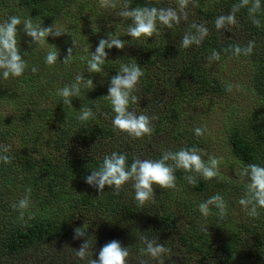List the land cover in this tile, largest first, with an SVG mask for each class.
<instances>
[{"label":"trees","instance_id":"1","mask_svg":"<svg viewBox=\"0 0 264 264\" xmlns=\"http://www.w3.org/2000/svg\"><path fill=\"white\" fill-rule=\"evenodd\" d=\"M84 1L88 3L89 0ZM80 2L0 0V23L12 16L19 17L22 22L30 19L34 25L42 27H51L53 23L70 16L75 22L87 23L83 14L75 16L69 12L71 7L84 5ZM119 2L130 8L146 6L159 9L179 5V0ZM240 3L241 0H189L188 6L183 9L189 14L186 20L173 23L171 27L161 23L157 26V33L150 38L121 35L119 39L125 41L126 51L109 53L100 73L89 71V59L79 66L63 63V47H71L66 41L54 43L48 39L34 43L24 32L23 25L17 26L18 47L27 67L20 77L9 76L7 79L0 70V107L4 104L10 107L7 114H0V155H7L11 160L7 164L0 161V208H5L6 204L13 207L25 197L18 198V193H21L29 195L35 210L12 222L18 216V210L12 209L10 220L0 221V259L28 254L35 248L45 250L59 241L74 239L75 229L81 228L85 235L75 239H83L84 243L90 239L93 244L92 259L98 260L101 248L116 240L123 247H128V264H140L141 260L149 264L152 260L141 253L145 247L142 237H147L150 240L173 239L177 248L198 256L200 262L207 259L213 250L217 253L212 259H217V264H243L246 261L250 255L248 244L242 243L239 229L231 225L226 216L220 217L217 209L212 208L213 214L204 217L198 207L201 202L219 194L227 203L228 212L245 195V186L249 182L237 173L248 164L264 167V0H260V9L254 16L249 13L251 0L249 5L236 11V23L231 25L233 30L228 31V25L219 30L215 27L217 18L228 16L233 6ZM253 19L259 20V26L253 23ZM111 20L92 21L94 27L81 46L97 44L100 34L117 24ZM128 24H132L130 18L117 27H121V33H128L124 30ZM193 25L206 27L207 35L199 38ZM186 34H197L199 42L183 48L182 40ZM250 43L254 46L249 54H236V47L244 49ZM55 49L59 52L58 60L49 65L46 56ZM214 52L219 54V59L240 58L244 61L248 73V93L257 101L253 113L245 118H234L237 121L232 120L228 124L231 129H223L229 147L224 158L230 166L236 167L234 179L227 181L224 178L227 168L224 162L219 165L220 175L211 180L177 169L176 188H185L181 191L183 196L172 197L167 188L153 186L155 202L149 201L143 207L133 201V188L124 195L122 188L117 191L105 186L104 191L99 192L96 187L87 184L85 178L98 170L104 157L113 152L124 154L129 167L134 159L143 158L139 150L134 151L138 138L114 127L115 113L107 98V86L98 81L109 80V88L111 77L120 72L122 66L139 65L144 74L132 93L136 101H130L129 110L137 116L147 115L154 123L153 128H160L154 131H162L167 139L176 138L186 148H191L195 146L192 139L195 135L180 123L175 111L183 97L185 100L188 97V101L196 99L193 89L192 92L187 89L190 79L195 71H199V62L205 58L215 59ZM72 55L77 57L81 54L73 52ZM78 75L84 78L80 94L72 97L69 106L63 103L57 91L74 84ZM167 77L179 80L183 88L177 85L167 91L174 84L173 80L167 81ZM88 80L93 81L92 88L87 86ZM214 89L223 91L216 81ZM175 90L180 92L174 95ZM160 96L171 97L169 102L159 106ZM85 108L92 110L94 118L81 121L79 116ZM89 147H98L99 151H84ZM4 148H8L6 153ZM179 149L180 145L172 146L174 151ZM189 176L195 177V185L188 182ZM28 188H31L30 194L26 192ZM186 197L187 206L184 203L179 207L178 201ZM84 207L90 210L81 211ZM258 212L264 220V208H258ZM77 216L87 222L85 228L77 226ZM244 229L247 233L245 237L253 233L249 227Z\"/></svg>","mask_w":264,"mask_h":264},{"label":"clouds","instance_id":"2","mask_svg":"<svg viewBox=\"0 0 264 264\" xmlns=\"http://www.w3.org/2000/svg\"><path fill=\"white\" fill-rule=\"evenodd\" d=\"M250 0H241V3L233 6L232 13L228 16H221L215 21V27L219 30L225 28L226 25H233L236 23L235 12L241 7L249 5ZM189 0H179V7L184 9L188 6ZM100 6L103 8H115L114 0H100ZM260 0H251L250 15L254 14L260 9ZM120 16L125 19H131L132 24L128 28V35L132 38L139 39L143 37H152L157 33V22L171 27L173 23H180L181 19H187L186 14H180L173 8H156V7H135L125 5L124 10ZM253 23L259 26V20L253 19ZM23 25V30L27 36L31 37L34 43H41L47 40L50 35L59 37L64 33L56 30L54 25L51 27H42L41 25H34L30 19H25L23 22L17 16H12L8 21L0 23V70H3V77L7 79L9 76L20 77L23 75L27 65L22 59L20 49L18 47V27ZM197 29L199 38H203L208 33V29L204 26L193 25ZM197 34H186L182 40V47L188 48L193 43H198ZM125 41L108 35L107 39H100L95 53H92L91 58L87 61L90 72L100 73L102 65L107 59L108 53L105 49H123ZM254 45L250 43L246 48H235L236 54L243 52L245 55L252 51ZM68 55L63 63L69 64L73 59V49L68 48ZM59 52L57 49L51 50L46 56V63L53 65L58 60ZM215 59H219L218 53H213ZM36 71L35 68L32 69ZM143 71L137 64L124 65L120 72L111 77L110 86L108 88L107 98L110 100L115 117L113 119L114 127L120 131L127 132L134 138H142L151 134V120L147 115L137 116L135 112L129 110V103H135L136 97L132 95L136 89L140 78L143 76ZM83 77L78 75L76 82L71 86H65L57 91V95L63 98V103L71 106L72 97H77L80 94V84L83 82ZM87 86L92 88L93 81L88 80ZM228 91H231V86H228ZM94 118V113L90 108L82 110L79 119L86 121ZM204 129H195L197 136L204 135ZM6 153L8 148H4ZM0 161L5 164L10 163V157L7 155H0ZM171 162V163H169ZM221 159L217 157H209L208 161L199 155V150L196 148L187 149L182 148L179 151L165 152L159 160L140 159L136 158L131 163L130 167L127 165V159L124 154L113 152L110 156H105L102 165L98 170H94L85 178V182L90 186L96 187L99 192H103L105 186L114 188L119 191L125 184L131 182L134 189V199L138 205L143 207L147 202H155V193L153 185L159 188H176L177 169H182L186 172L195 173L202 176L205 180H211L220 175L219 165ZM241 178L246 177L248 183L246 184L245 195L239 200L240 205L245 209L247 215L250 217H257L259 215L258 208H264V167L257 164H248L243 167L238 173ZM190 184L195 185L196 180L194 176L187 177ZM28 194L31 193V188L26 190ZM30 198L26 195L19 200L17 204L13 205L14 209L20 210V217L23 219L24 212L29 208ZM199 211L204 217L212 215V208L218 210L220 217L227 214V203L219 194L211 196L208 200L199 204ZM85 233L81 228L75 229V238L84 236ZM145 247L141 249L144 256L149 257L156 264H165V257L168 248L160 244L157 239H148L142 237ZM93 244L90 239L86 240L76 251V257L80 260H87V264H128L129 250L128 247H123L120 242L113 240L105 244L99 251V257L92 259ZM140 264H148V262L141 260Z\"/></svg>","mask_w":264,"mask_h":264},{"label":"rangeland","instance_id":"3","mask_svg":"<svg viewBox=\"0 0 264 264\" xmlns=\"http://www.w3.org/2000/svg\"><path fill=\"white\" fill-rule=\"evenodd\" d=\"M114 2L116 4L115 8H103L100 6V0H89L88 3H85L84 0H81L80 3L84 5L74 6V8L71 7L69 12L75 16L83 14L87 18V23L75 22L71 20L72 16L65 18L63 21L55 22L52 24L54 25V28L63 32L64 34L59 37H53L50 35L47 37V40H52L54 43L66 41V43L70 44L71 47H63L64 52L61 53V57L65 59L67 57L66 55H68V48H72L73 52L80 53L81 55L73 57L70 63H75V66H79L83 61L90 59L92 53H95L96 47H98L99 41L92 47L81 46V42L88 39L90 30L92 27H94V24H91L92 21H97L99 19H107L110 21V19H112L111 21H114L115 23L117 22V24L112 29L102 32L99 36V39H107L110 33H112L111 36L115 38H121V35L125 36L127 34V31H122L121 33V27H117L118 25L122 24L123 21L129 20L121 17L119 14L122 10H124L125 7L120 4L119 0H114ZM173 9L182 15H189L183 9H181L179 5L173 7ZM157 26H161V23H157ZM128 27L129 24L126 28L124 27V30H128ZM67 29L68 33L66 32ZM233 29L234 26L228 25V31ZM105 51L108 54L113 51L125 52L126 47H124L122 50L116 49L115 47L111 49L106 48ZM78 58L80 59L79 62L77 61ZM197 65L199 71H195L194 77L190 79L191 84L187 87L188 92H192L191 89H193V92L197 94V97L195 100L189 101L188 97L186 100L183 97V100L179 102L176 108L175 116H178L180 123L183 124L185 128H188L189 132H193L195 135V137L192 138L194 140L195 146L187 149H198L199 155H201L204 161H208L209 157L220 158L221 163L224 162L227 167L224 178L227 181L229 179L232 180L236 174V172H234L236 167H232L233 165L230 166L229 161L224 158V156L228 155L229 147L225 137L226 132L223 129L230 130L231 127L229 128L228 124H230L234 118H245L248 114L253 113L257 107V101L253 99L248 93L250 90L247 88L248 73L246 64H244V61L240 58H221L218 60H208L205 58ZM169 80H173L174 84L172 87H169L167 91H170L177 85H180L183 88V85L179 80H176L173 77H167V81ZM214 81L222 86L223 91L214 89ZM108 82L109 80L106 81L101 79L98 81V83L106 85L107 87ZM228 86H231V91L227 90ZM107 87L106 89H108ZM177 92L179 93L180 91L175 90L174 95H177ZM170 97L166 96L164 98L160 96L158 105H165L167 102H169L168 100H170ZM0 110V114H7L10 111V107L4 104L0 107ZM153 127L154 123H151V134L142 138H138L134 143V151H136V149L139 150L140 154L143 155L142 159L159 160L167 151L176 152L172 150V146L176 145H180L179 150L186 148L181 141L177 140L176 138L167 139L166 135H164L162 131L159 132L160 128ZM197 128H202L205 130L203 136H197L195 134V129ZM155 129L159 130L154 131ZM156 134H158V136H154ZM84 151L96 153L99 151V149L98 147H89L84 149ZM132 188V184L124 185L122 187L123 194H128ZM166 190L168 193L173 194L172 197H181L183 196L181 191L185 190V188H167ZM19 194L21 193H18V198L26 196ZM129 199L132 200L131 197ZM133 201L136 202V200ZM31 202L32 200L30 201L29 208L24 212L23 217L28 216L31 211L35 210L34 205ZM184 203L187 206V197L184 200H179L177 205L180 207L183 206ZM238 204L239 203H235L225 216L226 220L229 221L231 225H235L239 229L242 243L244 245H246V243L248 244L247 249L250 255L243 264H264V220L260 214L255 218L248 216L245 209ZM12 209L14 208L9 204H6L5 208H0V221L2 223L8 222L10 220ZM77 209L80 211L79 208ZM17 210L18 216L13 218L12 222H17L21 218L20 210L18 208ZM88 210L90 209L87 207L81 209L83 212H87ZM76 219L79 222V225L77 226L85 228L88 225L87 222L84 223L80 216H77ZM96 219L97 217L94 218V220ZM242 224L243 227L247 228L244 229ZM248 224L250 226H248ZM248 227L250 228V232L253 231V233L245 237L247 233L243 231V229L248 230ZM172 240L173 239L170 238H162L158 240L160 244L168 248V252L165 257V264H217L218 260L215 258L212 259V257L217 253L216 250H213L211 254L206 257L207 259H204V261L200 262L198 256L188 254L184 250H180V248H177L175 242ZM83 243L84 240L80 238L62 240L55 243L53 246L46 248L45 250H38V248H35L28 254H23L13 258H2L0 259V264L87 263V260H80L75 254L76 251H79ZM49 258L50 260L48 262ZM149 264H156V262L151 261Z\"/></svg>","mask_w":264,"mask_h":264}]
</instances>
